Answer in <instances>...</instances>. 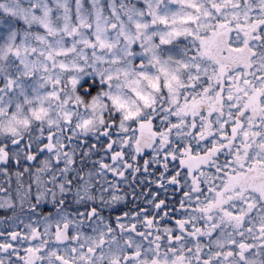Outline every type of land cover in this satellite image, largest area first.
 <instances>
[{"label":"snow or ice","instance_id":"1","mask_svg":"<svg viewBox=\"0 0 264 264\" xmlns=\"http://www.w3.org/2000/svg\"><path fill=\"white\" fill-rule=\"evenodd\" d=\"M0 264H264V0H0Z\"/></svg>","mask_w":264,"mask_h":264}]
</instances>
